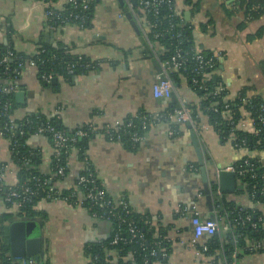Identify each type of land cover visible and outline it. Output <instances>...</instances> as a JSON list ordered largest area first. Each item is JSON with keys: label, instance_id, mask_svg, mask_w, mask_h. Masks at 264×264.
Wrapping results in <instances>:
<instances>
[{"label": "crops", "instance_id": "crops-1", "mask_svg": "<svg viewBox=\"0 0 264 264\" xmlns=\"http://www.w3.org/2000/svg\"><path fill=\"white\" fill-rule=\"evenodd\" d=\"M192 2L176 0V11L194 25L196 47L218 55L220 65L214 76L227 83V98H234L247 87L249 95L259 94L264 99V72L260 67L264 61V34L249 39L250 34L264 27V13L245 23L244 13L233 14L229 1ZM91 22L89 28L67 24L53 30L47 23L45 6L37 0H0V41L10 42L16 51L35 55L44 43L62 42L72 47L74 53L101 60L99 67L88 73L71 78L60 76L50 85L41 82L36 69L25 68L16 83L25 92L24 103L15 97L16 118L31 114L57 116L68 131L87 125L100 130L139 111L161 112L172 104L199 103L198 95L185 78L175 84L171 98L153 95L152 87L160 70L153 47L141 31L135 30L119 0H100ZM204 23L206 30L201 27ZM7 26L11 27L10 34ZM195 133L209 177L211 202L189 126L179 127L174 136L170 135L168 123L152 126L136 150L99 132L88 140L86 155L108 195L114 201L125 198L135 212L151 214L155 224L168 229L171 251L166 260L156 264H227L224 258L206 255L199 249L208 236L193 242L191 214H179V209L196 205L202 217H212L218 209L216 192L214 195L211 190L212 182L219 185L214 181L217 171L235 165L244 151L223 142L205 116ZM28 145L39 155V170L50 176L54 165L50 138L33 134ZM251 156L260 157L264 163V149ZM2 162L9 164L6 182L16 183L18 171L12 162L10 142L0 134ZM66 163L68 176L56 177V188L73 187L85 168L79 149L72 150ZM239 184L237 178V191L225 192L228 200L239 208L257 209L264 215V205L257 206L248 193H241ZM35 208L46 215L31 220L40 224L41 260L50 264H91L86 245L104 242L113 231L110 221L95 219L81 205L43 199ZM3 213L16 214L17 210L7 208L0 200V215ZM230 242L235 245L236 264H264V251L253 252L252 240L231 238L227 243Z\"/></svg>", "mask_w": 264, "mask_h": 264}, {"label": "trees", "instance_id": "trees-1", "mask_svg": "<svg viewBox=\"0 0 264 264\" xmlns=\"http://www.w3.org/2000/svg\"><path fill=\"white\" fill-rule=\"evenodd\" d=\"M48 1V0H46ZM55 3H60V0H51ZM135 1V8L137 12L141 15V12L138 11V4L140 0H132ZM230 1L232 4L233 14H237L240 12L244 13V22H250L259 19L264 13V0H226ZM100 2V0H91L89 2V9L83 10V0H76V3L73 2H64L59 8L56 10L57 14L61 15V18H57L56 15L52 17V19L48 22L53 30L58 27L62 20L70 17L71 23H77L73 19L77 13L86 14L89 16V20L84 23L85 28H89L92 25V17L95 12L96 5ZM175 3L176 0H173ZM188 2H192V0H188ZM125 3V2H124ZM193 3V2H192ZM197 7V6H196ZM124 13H127V6L123 7ZM147 20L152 24V26L147 30V39L153 44V49H156V55L161 61L170 60L172 54L175 51L176 46L182 48L183 53H187V56L190 58L193 57L195 53V35H194V25L192 23L187 22L181 15H179L176 11V3H175V11L171 10L169 6H162L160 9V13L157 15L147 14ZM248 18V19H247ZM171 24L173 26L171 27ZM207 24H202L201 27L203 30L207 29ZM169 30L168 32L166 30ZM7 31L10 34L11 27L7 26ZM156 32H163L161 36L155 38ZM174 34L175 37L171 38V35ZM264 34V27L260 28L254 34L249 35V39L253 40L256 37H261ZM11 50L18 56V59L9 60L7 63H1L4 55ZM203 54L207 57L212 56L213 52L202 50ZM29 61H34L38 65V77L41 82L44 84H52L53 81L47 83L43 80V75L52 74L55 78L60 76H64L66 78H71L74 75H78L81 73H88L91 70H94L99 67L98 61L91 59L90 57L84 54H77L73 52L72 47H68L66 44L60 42L58 45L44 43L43 46L39 49V51L35 55H29L23 52H18L14 49L10 42L4 43L0 41V83L8 84L9 82L17 83L20 78V73L14 71V69L21 70L23 69ZM75 64L74 72L69 73V65ZM87 64H91L90 67H87ZM195 65L193 59L187 63L188 71H173L171 73V77L175 84H178L182 78H185L188 83H191L192 76H196L200 81L202 80V75L192 74L191 68ZM219 60L216 68L219 67ZM7 66L11 69L7 72ZM260 67L264 72V61L260 62ZM188 73V74H187ZM207 89L196 90L194 91L198 97L200 98L199 103L193 104L190 103L189 106L194 110V118L197 123L201 121L203 115L200 113L198 106H201L204 112L209 108V106H217L220 109V112H214L210 110L207 111L208 122L214 125V130L218 133L221 140L226 142V136L229 135L230 126L227 125L226 120L224 118L223 112L225 108V104L228 100H226V95L229 94V87L227 83H225L222 79H214V74L211 75V78L206 81ZM18 86V85H17ZM224 86L226 89L219 93L214 94L215 90ZM19 87V86H18ZM22 88L21 86L19 89ZM249 88L244 87L238 93L241 96H249L248 103L251 104L252 115L257 116L260 114L264 115V99L259 94L249 95ZM0 98L2 100H6L11 98L14 102L13 109L16 108L15 95H7L0 94ZM247 107V103L245 104L241 100L230 101V106L227 108L230 110V113L233 115L235 120H238L240 117L242 106ZM178 104H172L168 106L167 110H173V108L178 107ZM138 117L134 115H129L124 118L125 122L128 123L132 121L135 127L132 130L138 131L140 134H146L151 127L147 130L142 129V115H148L149 112L139 111ZM33 120H43V121H51L53 123L57 122L61 128L63 124L61 120L58 119L57 116L46 117V116H38L35 114H31L27 117ZM22 122L21 120H17ZM5 122V118L0 117V123L3 124ZM150 122V121H149ZM125 123V124H126ZM89 126V125H87ZM84 126V127H87ZM174 126V125H172ZM81 127V128H84ZM176 127V126H174ZM102 129V128H101ZM179 127L176 128L178 131ZM27 130V128H25ZM66 130V129H65ZM68 131V130H67ZM121 135V142L125 144L127 148L130 150H136L140 143L134 142L131 137V134L125 130L124 127L120 128L115 135ZM235 134L239 138H244L246 140V147L244 148V156H242L238 161L237 165H243L244 159L251 156V153L263 150L264 149V132L261 134L262 138L252 134L250 131L245 130H236ZM33 134H25L24 136L16 133L14 137L8 138L10 142V148L12 152V162L17 166L18 171V179L22 184H27L32 186L37 194L31 196V200L27 201L24 206H22L16 214L13 213H3L0 215V223L6 224L13 220H31L36 217L45 218L46 215L36 210V205L46 197V191L49 187L54 186V182L56 178L50 179L49 175L42 173L38 166L40 164V158L37 151L31 148L28 145V139ZM94 135V134H93ZM92 135V136H93ZM89 138L79 139L77 142V146L80 147V152L82 158H84V154L86 153L88 140ZM261 139L259 142L258 139ZM25 161H28L25 164ZM0 164H3L0 163ZM91 167L94 169L93 165ZM256 169L258 172H262L264 167L261 164L256 165ZM46 180V184H45ZM257 183L260 186L261 182L256 179L249 178V175H246L240 179L239 191L241 193H248L249 195L253 192V184ZM218 188V184L212 182L211 190L215 195V192ZM62 195L69 196L72 193V189L64 188L61 189ZM6 189L4 188L1 192L0 196L5 195ZM108 195V193H107ZM257 199L264 203V197L259 196V193L256 195ZM108 198L112 200V198L108 195ZM126 200L125 198H123ZM71 201V199L69 200ZM218 205V213L219 217L222 218L226 223L230 224L229 232L217 231L214 235L208 236V239L204 240L200 245L199 249L205 253L206 255H217L218 257H222L226 260V262H232L235 258L234 251L235 245L231 242L227 243L228 239L235 238L238 241H246V239L252 240L253 243L260 241L264 237V226L259 223L258 230H253L249 227V224H242V221L239 219L243 217L246 212H251V209L239 208L233 201L228 200L227 195L223 192V195L220 198H217ZM84 206L90 212H97L101 214L103 209L99 208L96 205L90 203V201L86 200ZM121 211V209H119ZM129 214L126 217L130 220H133L138 227L139 233L144 236V240L136 238L132 239L128 242L124 240H120L117 243L113 244L114 234L116 229L118 228L117 220H112L111 224L113 227L112 234L107 240L104 242H96L92 244L86 245V252L89 256H91L92 261L91 264H106L108 259H112L114 264H144L143 258L148 256L153 248L159 249V255L157 257H150V260L153 261H164L167 258V255L171 251V242L168 241V229L163 226H155L152 225L150 220L152 218L151 214L148 213H137L129 206ZM261 215V213H257V216ZM128 224H122L121 226V237L130 238V234L128 232ZM156 232H160L162 236H157ZM161 242L160 246L157 244ZM252 243V244H253ZM206 247V249H204ZM160 249H162L160 251ZM10 251V246L4 240L0 241V252L1 254H6ZM166 252V256H163V252ZM253 252H262L264 249L252 250ZM97 257V258H96ZM45 264H50L48 260L44 261ZM8 264V262H5Z\"/></svg>", "mask_w": 264, "mask_h": 264}, {"label": "built area", "instance_id": "built-area-1", "mask_svg": "<svg viewBox=\"0 0 264 264\" xmlns=\"http://www.w3.org/2000/svg\"><path fill=\"white\" fill-rule=\"evenodd\" d=\"M38 2L42 3L46 8V17L47 23L52 19L53 16L56 15L57 18H61V15L57 14V9L61 6L64 2H73L76 3V0H64L60 3H55L51 0H37ZM91 0H83L82 9L88 10L89 9V2ZM127 6V12H130L136 21L141 33L146 36L147 39V30L152 26L150 22L147 20V14H154L157 15L160 13V9L162 6H169V8L175 11V3L173 0H140L138 4V11L141 12V15L137 12L135 8V4L132 0H123ZM230 2V1H229ZM233 4V3H232ZM232 4L230 6L232 8ZM234 8V7H233ZM232 8V9H233ZM72 14L63 19L62 23L56 27V29H61L67 24H75L80 28H85L84 23L89 20V16L86 14H79L77 13L73 16V19L77 21V23H71L70 17ZM248 19V18H247ZM50 25V23H48ZM173 24H171V27ZM169 31L168 29L166 30ZM164 34L163 32H156L155 38H158ZM60 38V36H58ZM175 35L172 34L171 38H174ZM148 40V39H147ZM151 46L153 44L148 41ZM195 53L192 58L187 56V53L182 52V48L176 46L174 53L172 54L170 60L168 61H161L157 56V62L159 64V73L157 75V79L153 84L152 93L156 98H171L175 92V83L171 77V73L173 71H188L187 63L190 59H193L195 65L191 68L192 74L202 75V80L200 81L194 74L191 79V83L189 84L190 88L193 91L196 90H203L206 91L207 85L206 81L211 78V75L216 72V66L218 63V55L212 54V56L207 57L203 54L202 50L195 48ZM154 55H156V49H153ZM18 59V56L14 54L13 51L8 50V52L4 55L1 60V63H7L9 60ZM97 63L100 65L101 60L96 59ZM87 67H90L91 64H87ZM33 68L36 69L38 72V65L34 61H29L28 64L21 70L17 68L14 69L17 73H22L25 68ZM75 68V64L69 65V73H73ZM11 68L7 66V72ZM188 74V73H187ZM55 77L52 74L43 75V80L47 83L53 81ZM226 88L224 86L218 87L214 94H219L223 92ZM19 91V87L17 84L13 82H9L8 84L0 83V94L4 93L7 95H15L16 92ZM228 95H226L225 99L228 100ZM247 95L241 96L240 93H237L233 100H228L225 104V108L223 112L224 118L229 128V135L226 136V141L231 143L233 147L237 151H243L246 147V140L244 138H239L236 134V130H245L250 131L252 134L259 136L262 138L261 134L264 132V115L260 114L256 117L252 115L251 104L248 103ZM200 99V98H199ZM241 100L245 104L247 103V107L244 105L242 106V111L238 120H235L233 115L230 113L229 108L230 101L234 100ZM14 102L11 98L6 100H2L0 98V117L5 118V122L3 124L0 123V134L5 138H12L15 136L16 133L24 136L25 134H40L46 135L52 141L54 147V165L53 171L50 174V179L60 177V178H67V163L66 160L69 154L74 149H80L77 146V142L79 139L89 138L93 134L101 133L107 139L111 141H120L121 135H115L116 132L120 130V128L124 127L127 132L131 134L132 139L134 142L139 143L143 142L145 139L146 134H140L138 131L132 130L135 125L132 121L128 123L125 122L124 119H118L114 121V123L106 124L102 129H97L93 125H89L84 128H77L73 131H67L65 128H61L57 122L53 123L51 121H43V120H33L30 118H22L18 119L14 116L13 109ZM264 107V105H263ZM200 113L207 117V111L210 110L214 112H220V109L217 106H209L206 112L202 109L201 106H198ZM134 116L138 117L139 114L135 113ZM142 118V129L147 130L149 127L158 125L159 123H168L170 125V135L174 136L176 134V128L181 126H190L194 131H199V123L195 121L194 118V110L189 106V104H181L178 107L173 108V110H165L161 112H149L148 115L140 116ZM59 120L60 117H58ZM17 120H21L17 121ZM150 121V122H149ZM126 123V124H125ZM210 126L214 128V125L209 123ZM176 127H174V126ZM27 128V130H25ZM9 140V139H8ZM259 142L261 139H258ZM258 152V151H256ZM83 161L85 163L84 170L80 173L78 178L76 179L72 189V193L69 196L62 195V190L56 188L55 186H51L46 191V200H62L68 204L73 206L81 205L84 206L86 200L90 201L93 205L98 206L99 208L103 209L101 214L97 212H90L91 215L97 220H117L118 228L116 229L114 234L113 244L119 242L120 240H124L128 242L132 239H142L144 240V236L139 233L138 227L133 220H129L126 215L129 214V203L127 200L120 199L118 201H114L108 198L107 191L99 180L96 171L93 170L91 167V162L87 157L86 153L84 154ZM28 161H25L27 164ZM261 164L264 167V163L262 159L258 156L247 157L244 159L243 165H235L226 168L225 170L235 172L238 180L246 175H249V178L256 179L261 182L260 186L257 183L253 184V192L249 195L251 200L257 205L263 206L264 203L259 199H257L256 195L259 193V196L264 197V170L262 172H258L256 169V165ZM9 170V164L3 163L0 164V195L2 190L5 188V195L0 196V200L7 206V208H16L17 212L19 209L24 206V204L31 200V196L37 194V191L30 185L22 184L19 179L17 178L16 183L9 184L6 182V174ZM220 170L217 171L219 174ZM45 180V184H46ZM217 198L222 196V190L218 185L216 190ZM71 199V201H69ZM87 209V208H86ZM121 209V211L119 210ZM251 212H246L243 217L239 219L242 221V224H249V227L253 230H258L259 223L264 226V215L259 212L257 209H251ZM218 209L212 217L204 218L201 215L199 208L194 205L191 208L182 207L179 209V214H191V222L194 230V238L193 242H197L200 238L205 236H212L217 231H230V224L226 223L222 218L219 217ZM261 213V215L257 216V213ZM152 225L158 226L155 224L153 217L150 220ZM122 224H128V232L130 234V238H123L121 237V226ZM5 224L0 223V241L4 240L3 235V228ZM157 236H162L160 232H156ZM168 238V237H166ZM168 241L169 238H168ZM159 246L161 242L157 243ZM264 249V237L262 240L257 241L252 244L251 250L257 249ZM206 249V247H204ZM162 249H160L161 251ZM257 252V251H256ZM159 255V249L153 248L148 256L143 258L144 264H156L157 261L150 260V257H157ZM166 252H163V256H166ZM97 258V257H96ZM45 264L43 260H36L34 257L30 258H15L11 255V252H7L6 254H1L0 252V264ZM106 264H114L112 259H108ZM227 264H236V262H227Z\"/></svg>", "mask_w": 264, "mask_h": 264}, {"label": "water", "instance_id": "water-1", "mask_svg": "<svg viewBox=\"0 0 264 264\" xmlns=\"http://www.w3.org/2000/svg\"><path fill=\"white\" fill-rule=\"evenodd\" d=\"M121 5L124 7L125 3L123 0H119ZM134 4L136 2L134 1ZM127 18L137 32H140L139 27L134 20L130 12L126 13ZM220 76L215 75L214 79H219ZM57 82V78L53 79V83ZM15 97L18 102H25V92L19 90L15 93ZM192 142L196 149L198 161L201 166L202 178L204 181V188L207 194V199L211 202V194L209 190V177L207 170L204 165L202 149L199 144V140L196 136L195 131L189 126ZM214 181L219 183V186L223 192L234 193L237 191V176L235 172L228 170H221L219 174H216ZM4 241L9 244L11 255L15 258H30L34 257L36 260H40V252L42 246L40 224L34 220H13L5 224L3 228Z\"/></svg>", "mask_w": 264, "mask_h": 264}, {"label": "rangeland", "instance_id": "rangeland-1", "mask_svg": "<svg viewBox=\"0 0 264 264\" xmlns=\"http://www.w3.org/2000/svg\"><path fill=\"white\" fill-rule=\"evenodd\" d=\"M46 259H43V261H45Z\"/></svg>", "mask_w": 264, "mask_h": 264}]
</instances>
